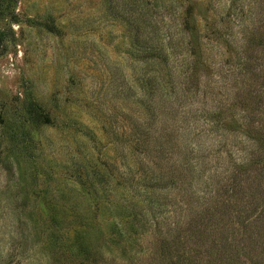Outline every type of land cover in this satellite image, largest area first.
<instances>
[{
  "label": "rangeland",
  "instance_id": "374dc122",
  "mask_svg": "<svg viewBox=\"0 0 264 264\" xmlns=\"http://www.w3.org/2000/svg\"><path fill=\"white\" fill-rule=\"evenodd\" d=\"M262 37L264 0H0V264H264ZM169 42L176 97L230 127L221 151L195 129L166 149L207 156L193 200L210 224L180 223L176 186L145 193L166 165L144 149L171 129L144 119L141 86L164 89ZM192 50L210 66L187 82Z\"/></svg>",
  "mask_w": 264,
  "mask_h": 264
},
{
  "label": "trees",
  "instance_id": "16d2710c",
  "mask_svg": "<svg viewBox=\"0 0 264 264\" xmlns=\"http://www.w3.org/2000/svg\"><path fill=\"white\" fill-rule=\"evenodd\" d=\"M157 46L160 47L161 53L162 46ZM166 49L169 50V54L166 55L165 52L161 53L163 55L161 60L158 62V65L161 66L162 74L165 76V80H162L164 81V84L161 83L162 85H165L163 86L165 90L163 88L158 89L157 84L152 77H147L146 79H144V81L142 82L143 85L141 86V91L143 92L142 96L144 99L141 102L140 108L145 114L144 119L150 116V118H152L153 120V123L160 121L163 123L160 125H164L167 129H171L170 134L164 133L157 136V138L160 139L163 147H157L153 144L152 148L144 149V155L147 156L149 154H154L155 157L157 156L159 162H164L166 165L164 167L166 175L162 176L159 174L158 176H162V178L158 179L159 182L152 180V185H150L152 186L151 191L149 189V191H146L145 193L150 194L152 192H155L156 190H159L160 192L163 191L166 194L165 190H167V193H169L171 192L173 187L176 186L177 190L180 192V212L182 213V215H180V223L184 222L186 219L191 218L194 215L195 218L192 219V222L195 225H204L207 223L210 224L211 220H208V222H206L205 220V212L208 206L203 208V210L198 211L197 209L199 207V203L193 200L194 195L196 196V193L198 192V187H196L197 185H195L193 176H195L197 168H200L201 170L202 166L207 165V163L205 162L207 156H205L204 153H201V155L197 158L196 161H194V163H192L191 158L186 157V159L184 160L180 159L179 164L177 159L176 166H172L167 164L166 149H168L169 155H177L174 145L179 142V137V143L180 145H182L181 137L185 135L187 137L191 133L185 132L190 129H195L199 131L197 137H201L202 140L211 139L213 141V145L214 143H216V149L221 151V146L225 144L223 141H225L226 139V137L224 138V134L228 131L227 128L230 129V127L227 125L228 122L225 112L220 111V108L215 105L214 100H212V104L208 106V103L201 102L196 98L191 99L190 97H188V95L185 94V92L187 91L184 89L183 92L181 91L183 96L176 97L180 93L178 82L179 77L178 74H176L178 68L176 67L178 65V63H176V56H180V52L176 50L177 48H175L173 42H169ZM190 56L191 57L188 59L181 60V64L179 65H186L185 72H187L188 74L183 78H187V82L189 81V78L201 77L202 75H206L203 73L202 67L206 65V63L210 66L207 56L202 61L200 54L194 52L193 50L192 53H190ZM150 57L152 58L153 56H144L145 59H149ZM199 71H202V73H200ZM183 74L185 73L183 72ZM163 93H165V95ZM185 99L187 100V104L186 101L184 102ZM216 104L219 105V103ZM206 105L207 107H205ZM188 107H190V110H188ZM194 109H197L195 112L198 113V121L193 118L195 115L191 113V110ZM155 116L158 117L157 121H155ZM146 122H140L139 125L137 124V127L143 133L149 134L150 130H153V128L151 127L154 126V124L151 125L150 122ZM162 132L163 130L161 131V133ZM175 140H178L177 143H175ZM145 142L146 141H143V143ZM154 150L157 155L155 154ZM148 164L149 163H146L145 166H147ZM177 167H180L179 175L178 173H176V170L172 169ZM203 174L204 170L199 178H201ZM175 175L176 177L177 175L180 176V179H178L179 181L176 180L177 178H175ZM212 177L213 175H211L207 181L211 180Z\"/></svg>",
  "mask_w": 264,
  "mask_h": 264
}]
</instances>
